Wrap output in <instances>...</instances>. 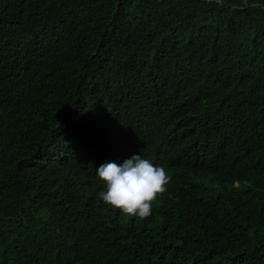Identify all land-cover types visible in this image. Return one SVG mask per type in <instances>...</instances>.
Here are the masks:
<instances>
[{
    "label": "trees",
    "instance_id": "trees-1",
    "mask_svg": "<svg viewBox=\"0 0 264 264\" xmlns=\"http://www.w3.org/2000/svg\"><path fill=\"white\" fill-rule=\"evenodd\" d=\"M0 264H264V0H0Z\"/></svg>",
    "mask_w": 264,
    "mask_h": 264
},
{
    "label": "clouds",
    "instance_id": "clouds-1",
    "mask_svg": "<svg viewBox=\"0 0 264 264\" xmlns=\"http://www.w3.org/2000/svg\"><path fill=\"white\" fill-rule=\"evenodd\" d=\"M96 175L105 182L106 190L99 193L106 204L129 216L146 218L152 212V202L166 191L170 181L162 166L154 165L140 154H134L119 165L101 164Z\"/></svg>",
    "mask_w": 264,
    "mask_h": 264
}]
</instances>
